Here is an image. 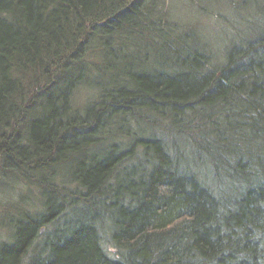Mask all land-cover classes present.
Returning <instances> with one entry per match:
<instances>
[{
	"label": "trees",
	"instance_id": "16d2710c",
	"mask_svg": "<svg viewBox=\"0 0 264 264\" xmlns=\"http://www.w3.org/2000/svg\"><path fill=\"white\" fill-rule=\"evenodd\" d=\"M227 2L219 65L168 0H0V264H264V0Z\"/></svg>",
	"mask_w": 264,
	"mask_h": 264
},
{
	"label": "rangeland",
	"instance_id": "374dc122",
	"mask_svg": "<svg viewBox=\"0 0 264 264\" xmlns=\"http://www.w3.org/2000/svg\"><path fill=\"white\" fill-rule=\"evenodd\" d=\"M168 8L173 19L196 24L202 36L214 47L216 56L214 63L223 64L226 61V50L241 38L259 30L260 16L252 10H243L238 14L229 8L227 0H168ZM86 93V92H85ZM86 95H79L80 102ZM7 182L0 183V203L17 200L20 195V184L14 178H6ZM35 196L34 192H29ZM6 215L0 213V243L9 240L7 228L2 222Z\"/></svg>",
	"mask_w": 264,
	"mask_h": 264
}]
</instances>
